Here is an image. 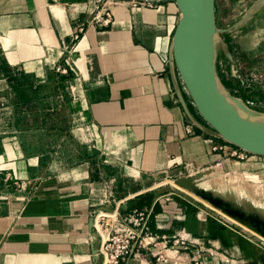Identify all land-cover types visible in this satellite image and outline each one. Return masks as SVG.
Returning a JSON list of instances; mask_svg holds the SVG:
<instances>
[{"label":"crops","instance_id":"obj_1","mask_svg":"<svg viewBox=\"0 0 264 264\" xmlns=\"http://www.w3.org/2000/svg\"><path fill=\"white\" fill-rule=\"evenodd\" d=\"M42 1L45 7L33 15L34 21L44 24L42 40L51 47L56 40L75 44L72 36L82 27L74 54L93 57L92 78L87 81L88 73L79 91L80 101L70 105L79 113L74 124L82 127L87 149L83 161L42 179L36 196L23 205L19 223L6 238L3 232L7 233L11 221L0 219V264H99L93 256L90 213L92 206L107 197L112 182L113 197L123 202V213L130 208H152L148 227L157 243L166 246L163 262L141 250L140 258H131L127 264L257 263L246 256L260 246L230 230L208 208L173 192L156 197L147 183L135 182L142 174L185 167L193 171L226 167L231 171L245 164L224 159L223 151H212L208 140L219 141L189 105L190 99L183 95L186 112L168 93L167 80L175 88H180L179 81L171 68L163 72L156 51L170 52L173 33L169 30L179 19L176 5L168 4L167 15L157 19L161 24L154 28V35L146 36L131 32L118 16L108 26L87 24L85 9L92 0ZM33 2L0 0V12H9L0 17L4 46L12 60H22L27 68L37 67L33 59L39 54L33 45L37 36L26 29V14L19 13ZM140 17L147 22L154 19L148 12ZM263 34L257 32L244 40V49L255 47ZM189 125L193 134L186 132ZM173 236L188 238L187 246L167 249Z\"/></svg>","mask_w":264,"mask_h":264},{"label":"rangeland","instance_id":"obj_2","mask_svg":"<svg viewBox=\"0 0 264 264\" xmlns=\"http://www.w3.org/2000/svg\"><path fill=\"white\" fill-rule=\"evenodd\" d=\"M255 1H214L218 30L216 70L222 84H229V88L264 104V34L253 48L244 49L246 46L242 44L253 34L264 31V6L246 24L235 26ZM172 2L92 0L85 9L89 15L87 24L97 26L103 15L112 13L109 25L118 16L131 32L154 35V28L161 24L158 17L167 15V6ZM44 7L42 0H35L32 7L19 13L26 14L29 20L26 29L37 36L33 41L39 50L33 58L37 67L27 68L22 60H12L3 43L4 32L0 30V219L11 221L7 233L3 232L4 238L19 223L23 205L36 196L42 179L83 161L87 149L82 127L74 124L79 113L70 105L80 101L84 80L89 75L87 81L92 78L93 57L74 54L79 39L75 44L56 40L55 47L42 40L40 32L44 24L34 21L33 15ZM143 12L152 15L153 21L143 20L140 17ZM8 14L1 11L0 17ZM223 158L236 160L230 156ZM239 161L245 164L231 171L212 167L200 175L174 172L168 178L162 174H142L135 177V182L140 179L147 183L150 191L159 196L173 192L208 208L230 230L240 232L262 248L246 256L261 264L264 261V162ZM112 187L113 182L111 192Z\"/></svg>","mask_w":264,"mask_h":264},{"label":"water","instance_id":"obj_3","mask_svg":"<svg viewBox=\"0 0 264 264\" xmlns=\"http://www.w3.org/2000/svg\"><path fill=\"white\" fill-rule=\"evenodd\" d=\"M173 1L179 19L170 51L193 107L224 141L264 157V113L248 108L240 98L229 94L217 75L215 0ZM263 6L264 0H256L235 26L246 24ZM174 89L179 104L187 112L183 94L178 87ZM154 195L157 197L158 193Z\"/></svg>","mask_w":264,"mask_h":264},{"label":"built area","instance_id":"obj_4","mask_svg":"<svg viewBox=\"0 0 264 264\" xmlns=\"http://www.w3.org/2000/svg\"><path fill=\"white\" fill-rule=\"evenodd\" d=\"M171 4L175 6L174 1ZM112 15V13L103 15L97 21V25L108 26L111 23ZM173 30L174 28L172 27L169 30V34H172ZM81 32L82 27L78 28L74 33L72 36L73 40H78ZM156 53L160 57L163 72L166 74L167 68H171L179 81L181 93L189 98L185 86L175 70L171 51L169 53H160V51L157 50ZM167 85L168 93L171 95L173 102L179 104L175 89L170 85L168 80ZM225 89L232 96L240 98L248 108L264 113V104L261 101L243 96L235 88L231 87ZM186 132L187 134H193L190 125L187 126ZM213 138L218 140L219 143L213 144V139L208 140L212 151H223L226 156L234 157L238 160H248L253 157L254 161L264 162L263 156L254 155L235 147L224 141L217 133L214 134ZM174 172H177L178 175L181 174V172L194 175H200V173H202L200 170L193 171L189 167H185V170H174L161 174L163 176L166 175L168 178V174ZM107 188L109 189L107 191V197H104L99 203L92 206V211L90 213V227L94 234V258L99 261V264H127L131 258H140L142 255L141 250H145L149 251L151 255L156 258V261H165L162 251L166 249V246L164 245L162 247L157 243V237L151 233L148 227L152 208H130L123 213L121 211L123 202L115 199L110 191V187L108 186ZM188 242V238L173 236L172 243L167 249L169 248L170 250L177 251L185 248Z\"/></svg>","mask_w":264,"mask_h":264},{"label":"trees","instance_id":"obj_5","mask_svg":"<svg viewBox=\"0 0 264 264\" xmlns=\"http://www.w3.org/2000/svg\"><path fill=\"white\" fill-rule=\"evenodd\" d=\"M222 83V82H221ZM225 88H229V84H222Z\"/></svg>","mask_w":264,"mask_h":264}]
</instances>
